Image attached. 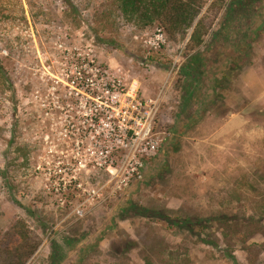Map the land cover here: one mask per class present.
<instances>
[{
  "label": "rangeland",
  "instance_id": "374dc122",
  "mask_svg": "<svg viewBox=\"0 0 264 264\" xmlns=\"http://www.w3.org/2000/svg\"><path fill=\"white\" fill-rule=\"evenodd\" d=\"M252 2L226 0L202 51L229 53L220 29ZM252 43L222 90L199 88L184 45L118 0H0L1 239L37 237L27 264H264V221L222 222L264 207V29ZM135 95L172 138L126 188L100 165Z\"/></svg>",
  "mask_w": 264,
  "mask_h": 264
},
{
  "label": "trees",
  "instance_id": "16d2710c",
  "mask_svg": "<svg viewBox=\"0 0 264 264\" xmlns=\"http://www.w3.org/2000/svg\"><path fill=\"white\" fill-rule=\"evenodd\" d=\"M225 2L226 0H118V11L123 18L143 27L159 25L169 42L180 47L184 45V54L189 63L186 67L188 84L196 81L200 88L204 86L203 78H209L212 83L210 87L220 91L222 82L230 81L231 75L250 64L251 59L247 53L253 46L252 42L264 29V0H253L252 10L237 11L220 29L219 39L227 38L224 49H230V52H223L220 57L208 56L212 47L204 48V51L201 48L204 47L206 38L212 34ZM206 59L214 66L213 70L206 68ZM1 71L0 68V75ZM181 216L182 214L179 215V221ZM183 219L194 221L189 216ZM263 221L264 207L258 209L256 215H226L222 220L223 226L228 228L240 223L248 227H260ZM17 225L10 237H0V264H27L41 245L37 237L23 231L24 226H19L22 223Z\"/></svg>",
  "mask_w": 264,
  "mask_h": 264
},
{
  "label": "built area",
  "instance_id": "2783aa9c",
  "mask_svg": "<svg viewBox=\"0 0 264 264\" xmlns=\"http://www.w3.org/2000/svg\"><path fill=\"white\" fill-rule=\"evenodd\" d=\"M161 47L159 44L157 48ZM116 90L117 87H110L106 93L113 98L115 94L111 91ZM127 112L129 115L121 117L122 121L113 127L111 124H105L109 130L104 138L111 147L110 150L109 147L106 148V162L100 165V168L102 166L110 174L115 173L113 178L116 183L126 188L143 181L147 163L156 157L165 143L172 138V134L160 120L159 99L142 100L135 95ZM111 119L113 117L105 120ZM105 120L102 122L105 123ZM104 138L97 137V140L104 144ZM101 154L103 156L105 153Z\"/></svg>",
  "mask_w": 264,
  "mask_h": 264
}]
</instances>
